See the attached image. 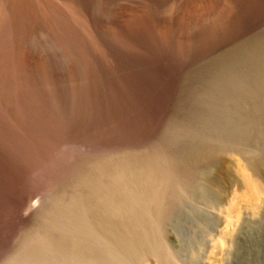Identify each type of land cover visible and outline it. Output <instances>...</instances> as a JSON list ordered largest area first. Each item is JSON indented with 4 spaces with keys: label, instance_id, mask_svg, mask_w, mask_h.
Wrapping results in <instances>:
<instances>
[{
    "label": "bare ground",
    "instance_id": "6f19581e",
    "mask_svg": "<svg viewBox=\"0 0 264 264\" xmlns=\"http://www.w3.org/2000/svg\"><path fill=\"white\" fill-rule=\"evenodd\" d=\"M179 1L0 0V154H100L61 174L68 183L40 207L4 264L176 262L166 226L183 196L204 189L206 173L179 169L162 150L111 153L123 141L118 114L146 112L147 99L169 93L193 57L229 47L264 16V0ZM246 50L261 58L264 32ZM249 177L259 204L262 186Z\"/></svg>",
    "mask_w": 264,
    "mask_h": 264
},
{
    "label": "rangeland",
    "instance_id": "374dc122",
    "mask_svg": "<svg viewBox=\"0 0 264 264\" xmlns=\"http://www.w3.org/2000/svg\"><path fill=\"white\" fill-rule=\"evenodd\" d=\"M169 1L175 8L182 4ZM262 24L264 16L247 25L229 47L202 59L193 57L170 94L147 99L146 112L118 114L117 134L123 141L110 145L111 153L162 150L179 169L194 167L206 173V179L201 174L199 182L204 189L200 186L203 190L199 188L194 197L183 196L174 205L175 220L166 226L168 247L177 264H264V54L254 58L246 50L260 39ZM19 151L21 156L17 151L9 158L0 154V264L14 252L23 232L38 223L40 207L66 186L68 180L63 182L61 174L67 175L82 159L100 155L73 151L68 158L59 154L56 158H21ZM252 162L261 164L257 173L250 167ZM58 167L65 171L59 172ZM245 176L254 177L263 187L262 198L259 204L252 199L253 203L240 208L227 239L222 240L219 236L227 218L221 210L231 197L244 192ZM60 180L58 185L63 186L57 185ZM51 181L55 182L50 186ZM254 203L258 206L253 212L250 205ZM177 217H183L182 223ZM215 242L218 248L212 259ZM149 261L156 264L153 258Z\"/></svg>",
    "mask_w": 264,
    "mask_h": 264
},
{
    "label": "water",
    "instance_id": "95a60500",
    "mask_svg": "<svg viewBox=\"0 0 264 264\" xmlns=\"http://www.w3.org/2000/svg\"><path fill=\"white\" fill-rule=\"evenodd\" d=\"M245 190L242 194L240 195H235L233 197H231L227 203V205L221 210L222 214L227 218V225H226V228L225 230L220 234V238L222 240H226L229 233H230V230H231V227H232V223L236 217V214L238 212V208H245L247 204H251L253 203L252 200L250 199L251 197V194L249 192V189H248V183H247V179L248 178H245ZM256 205L252 204L251 205V211L254 212V210L256 209ZM218 248V244L217 242H215L214 244V249L213 251L211 252V258L213 259V256L215 255V250ZM141 264H150V261L148 258H143L141 260Z\"/></svg>",
    "mask_w": 264,
    "mask_h": 264
}]
</instances>
